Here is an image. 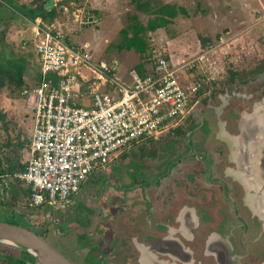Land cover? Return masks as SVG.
Masks as SVG:
<instances>
[{
    "label": "rangeland",
    "instance_id": "1",
    "mask_svg": "<svg viewBox=\"0 0 264 264\" xmlns=\"http://www.w3.org/2000/svg\"><path fill=\"white\" fill-rule=\"evenodd\" d=\"M49 1L15 0L14 3L13 0H0V65L16 69L15 64L25 61L27 63L24 73L25 85L38 79L40 63L35 43L40 41L42 36H33L34 25L28 11L22 5L42 8L44 4L49 5ZM140 1H149L153 6L160 3L184 6L188 14H179L168 26L149 32L146 36L148 47L140 44L139 50H119L117 46L122 41L121 29L131 23V16H138L143 23L152 17L137 9L135 0H53V4L51 3L47 9H55V16L45 19L62 29L65 34L68 33L67 37L71 44L75 46L88 44L87 49L98 64L103 60L114 66L117 60L119 64L116 75L120 77H127L128 72L139 62L150 66L159 56L169 58L177 66L212 45L210 57L218 66L220 76L216 82L203 89L206 94L203 97L204 101L212 95L214 102L221 107V100L216 97L225 91L227 84L238 86L244 93L250 95L251 101L246 102L247 106L253 105L254 100L264 96V0ZM85 8L98 9L101 12L98 20L84 23ZM221 36L226 39L223 44L220 43ZM81 72L92 74L88 69H82ZM193 73L196 74V78L200 77L196 70H193ZM22 89L23 87L18 88L8 83L0 90V111L4 115L0 120V164L5 170L8 168L7 158L12 157L14 163L24 164L29 157L34 115L27 106ZM232 105L235 106L233 103ZM203 114V125L195 132L199 121H189L179 130L164 132L158 138H150L132 146L118 154L105 169L98 168L93 171L78 193L73 196L71 206L56 212L65 224L56 228L50 224L47 228V241L74 264H86V260L91 264H102V261L91 255L93 253H85V250L95 252L96 249L97 252H102L101 247L93 245V238L70 229L69 222L74 217L72 209L79 204H86L90 197L95 195L98 197L102 190L108 193L114 182L125 187L135 183L134 176L143 178L153 175L155 170H159L153 166L170 158L175 150L173 145L186 149L193 139L195 143H199V152L204 154L203 156L210 157V152L205 150L214 148L218 153L222 150L223 155L220 153L219 155L226 158L228 150L218 140L223 135H219L222 125L217 114L208 107L204 108ZM202 134L204 137L201 140ZM205 139L208 146L202 143ZM172 140L174 143L169 144L171 148L167 150V145ZM230 144L232 145L231 140ZM231 148L234 149L233 146ZM189 150L187 149V152ZM225 164L226 161L221 167ZM150 165L153 166L149 171ZM165 169L166 163L163 170ZM9 174L0 173V221L23 225L41 233L42 220L46 213L50 212L48 206H29L21 193L22 191L27 193L26 189H22L24 187L20 183L10 182ZM222 174H226V169ZM236 189H239L238 185ZM113 192L117 194L116 191ZM102 205L101 201L98 207ZM231 208L236 209L246 221H249L248 207L240 193L234 199ZM92 212L96 214V208ZM145 215L132 219V213L128 212L124 216L125 221L129 223L130 232L136 230L138 226L150 225V221L154 222L157 218V214L152 211H146ZM105 231H108L107 228ZM20 251L25 252L16 246L0 242V264H15V259L20 257ZM30 257L32 256H28L27 262L39 264Z\"/></svg>",
    "mask_w": 264,
    "mask_h": 264
},
{
    "label": "flooded vegetation",
    "instance_id": "2",
    "mask_svg": "<svg viewBox=\"0 0 264 264\" xmlns=\"http://www.w3.org/2000/svg\"><path fill=\"white\" fill-rule=\"evenodd\" d=\"M227 85L216 97L221 107L208 93L204 101V93L180 121L159 134L196 120L195 132L203 125L204 108H212L222 125L219 135L223 136L218 140L228 150L226 158L219 155H223L222 150L218 153L214 148L205 150L210 157L203 156L193 139L186 149L173 145L175 150L167 161L150 165L149 171L152 166L159 169L153 175L134 176L135 183L125 187L114 182L108 193L102 190L98 197L74 207L70 229L93 238V245L102 250L85 253H93L102 264H264V96L247 106L250 95L238 86ZM173 143H168L167 150ZM202 143L208 146L206 139ZM225 161L226 167H221ZM78 191L64 207H48L40 234L47 237L50 224L55 228L65 224L56 212L70 207ZM239 193L248 207L249 221L231 208ZM101 201L103 205L98 207ZM146 211L156 213L157 218L130 232L124 216L131 212V218L138 219L146 216ZM25 252L20 251L15 264H31ZM86 264L91 262L86 260Z\"/></svg>",
    "mask_w": 264,
    "mask_h": 264
},
{
    "label": "built area",
    "instance_id": "3",
    "mask_svg": "<svg viewBox=\"0 0 264 264\" xmlns=\"http://www.w3.org/2000/svg\"><path fill=\"white\" fill-rule=\"evenodd\" d=\"M33 25L42 36L35 44L40 70L22 89L33 135L24 168L8 175L27 184L31 207H64L93 171L180 121L220 76L212 45L177 66L159 56L153 73L133 69L120 77L114 66L93 59L88 44L68 42L55 24L39 18Z\"/></svg>",
    "mask_w": 264,
    "mask_h": 264
},
{
    "label": "trees",
    "instance_id": "4",
    "mask_svg": "<svg viewBox=\"0 0 264 264\" xmlns=\"http://www.w3.org/2000/svg\"><path fill=\"white\" fill-rule=\"evenodd\" d=\"M53 0L49 1V5H52ZM15 3V0H13ZM49 5H43L42 8H31L30 6H23L25 10L29 13V18L32 21H36L39 18H53L55 16V9H47ZM135 5L137 9L145 12L146 14L152 15L146 23H143L138 16H131L132 21L127 27L121 29L122 41L117 45L119 50H139L140 44L143 47H148V42L146 40L147 34L151 31H155L159 28L168 26L179 14L187 15L188 12L184 6H177L171 3H160L153 6L149 1L135 0ZM148 49V48H147ZM155 60L150 66L139 62L135 65L134 69L142 76L153 73ZM17 65V66H16ZM0 65V90L4 88L8 83L14 85L15 87L21 88L24 86V73L26 70V64L24 62H18L15 64L16 69L11 68L12 66ZM3 114L0 111V120L3 119ZM7 170L3 169L0 164L1 174H13L15 171L23 169L25 164H20L19 162L14 163L13 158H7ZM9 174V175H10ZM28 253V252H27ZM31 254L28 253V256ZM32 256V255H31Z\"/></svg>",
    "mask_w": 264,
    "mask_h": 264
},
{
    "label": "water",
    "instance_id": "5",
    "mask_svg": "<svg viewBox=\"0 0 264 264\" xmlns=\"http://www.w3.org/2000/svg\"><path fill=\"white\" fill-rule=\"evenodd\" d=\"M84 15V23L97 21L100 16L94 8H85ZM0 242L28 252L39 264H74L47 241L46 234L23 225L0 221Z\"/></svg>",
    "mask_w": 264,
    "mask_h": 264
},
{
    "label": "crops",
    "instance_id": "6",
    "mask_svg": "<svg viewBox=\"0 0 264 264\" xmlns=\"http://www.w3.org/2000/svg\"><path fill=\"white\" fill-rule=\"evenodd\" d=\"M52 4H53V2H52ZM94 9H95V8H94ZM96 10H97V12L101 15V12H99L98 9H96ZM84 16H85V15H84ZM99 17H100V16H99ZM99 17H98V18H99ZM84 20H85V19H84ZM33 22H35V21H32L31 23L33 24ZM56 27H57V26H56ZM58 29H59V28H58ZM60 30L63 31L62 29H60ZM32 33H33V36L35 37L36 35L34 34L33 27H32ZM65 35H66V38H67L68 42H70L69 37H67L69 34L67 33V34H65ZM35 44H36V43H35ZM22 62H24V63L26 64V66H27V63H26L25 61H22ZM117 62H118V61L116 60L115 65H114L115 68H117V65L119 64V63L117 64ZM39 70H40V68H39ZM24 81H25V80H24ZM24 85H25V84H24ZM33 128H34V125H33ZM32 135H33V129H32ZM32 135H31V139H32ZM24 164H26V163H24ZM14 182H17V183L22 184V187H24V188H22V189H24V190L26 189V192H28V188H27L28 186H27V184H26L25 182H22V181H16V180H15ZM12 183H13V182H12ZM25 186H26V188H25ZM21 193H22V196H23V197H25V198L27 197V196H26L27 193H25V192H23V191H22ZM24 193H25V194H24Z\"/></svg>",
    "mask_w": 264,
    "mask_h": 264
},
{
    "label": "bare ground",
    "instance_id": "7",
    "mask_svg": "<svg viewBox=\"0 0 264 264\" xmlns=\"http://www.w3.org/2000/svg\"><path fill=\"white\" fill-rule=\"evenodd\" d=\"M235 98V97H234ZM238 98V97H237ZM231 101V100H230Z\"/></svg>",
    "mask_w": 264,
    "mask_h": 264
}]
</instances>
